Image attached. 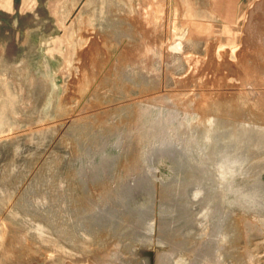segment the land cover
<instances>
[{
	"label": "rangeland",
	"instance_id": "obj_1",
	"mask_svg": "<svg viewBox=\"0 0 264 264\" xmlns=\"http://www.w3.org/2000/svg\"><path fill=\"white\" fill-rule=\"evenodd\" d=\"M1 18L0 264H264V0Z\"/></svg>",
	"mask_w": 264,
	"mask_h": 264
},
{
	"label": "crops",
	"instance_id": "obj_2",
	"mask_svg": "<svg viewBox=\"0 0 264 264\" xmlns=\"http://www.w3.org/2000/svg\"><path fill=\"white\" fill-rule=\"evenodd\" d=\"M0 0V15H9L19 24L21 17H33L38 19L41 15L42 6H46L48 0H9L7 4ZM51 15V13L49 14ZM0 16V18L2 17ZM2 19V18H1Z\"/></svg>",
	"mask_w": 264,
	"mask_h": 264
}]
</instances>
